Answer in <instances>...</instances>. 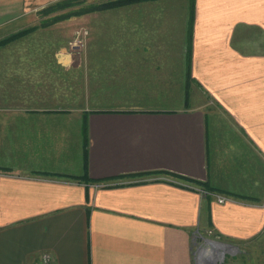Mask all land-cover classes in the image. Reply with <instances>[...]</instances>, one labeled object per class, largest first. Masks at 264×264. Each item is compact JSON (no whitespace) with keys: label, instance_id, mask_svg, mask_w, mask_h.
I'll use <instances>...</instances> for the list:
<instances>
[{"label":"crops","instance_id":"obj_1","mask_svg":"<svg viewBox=\"0 0 264 264\" xmlns=\"http://www.w3.org/2000/svg\"><path fill=\"white\" fill-rule=\"evenodd\" d=\"M48 1L0 0V40ZM170 4L125 14L128 38L156 44L99 34L89 61L46 41L0 45V264L43 251L54 264H196L195 249L213 260L210 238L236 250L264 237V0ZM75 69L98 109L70 107Z\"/></svg>","mask_w":264,"mask_h":264},{"label":"rangeland","instance_id":"obj_2","mask_svg":"<svg viewBox=\"0 0 264 264\" xmlns=\"http://www.w3.org/2000/svg\"><path fill=\"white\" fill-rule=\"evenodd\" d=\"M63 0H52L48 2L36 3V4H28L27 10L30 11L31 20L29 25L23 27L18 30L19 33H13L18 35L14 38L6 40V38L1 39L2 44H20L24 43L25 45H33L40 44L46 42H50V44L55 46H63L67 49V55L70 59L74 60L73 62L77 63L81 60H76L81 58L84 53L86 55V60L89 61L90 55L89 51L91 50L90 46L99 44L98 35L104 34V37H112L113 43L117 46H125V45H142L145 44L144 41L149 40V44H156L157 40L155 38L153 32L150 33L148 38L142 37L140 32L133 33L134 37H127L129 30L132 29L131 24L128 25V20H126L127 9L132 7L131 5H138L141 2H146L150 6L155 2H164L168 0H133L127 4H121L115 7H108L106 9H86L88 7L99 6L102 2L113 1V0H71L72 5L69 7L56 9L53 11H46L50 6L57 2H61ZM184 0H177L178 5L170 4L171 11L179 12L181 9V2ZM192 3V0H189ZM130 6V7H129ZM176 7V8H174ZM85 10V12H83ZM46 11V12H45ZM145 11L149 12V8L145 5ZM79 12V13H78ZM78 13V14H77ZM65 15V17H61V19H56L57 17ZM35 21L33 22V19ZM130 23V22H129ZM111 30V35L109 31ZM179 31V30H177ZM33 33V34H32ZM132 34V33H131ZM130 34V35H131ZM136 34H138L136 36ZM154 35V36H153ZM181 38V34H179ZM102 44H110L111 41L109 39H105ZM0 44V45H2ZM182 44V41L179 40L176 44L178 47ZM177 50V51H176ZM89 54V55H88ZM167 60L172 64L176 62L178 67L181 68L179 62L181 61V54L178 52V49H175L174 53H170V58L167 57ZM73 69V68H71ZM71 78L68 82L69 87V104L70 107H78L87 109H98L93 100H90L88 95L84 96L83 94L78 95V85L74 84V81H77V69L75 71H71ZM87 83H89L88 77ZM178 82L179 79H175ZM172 81V80H171ZM79 82V81H78ZM180 82H185L180 79ZM184 87V85H182ZM185 91L187 93L186 97L189 96L190 104L195 102L194 89L189 86L188 81ZM188 86V87H187ZM88 85H86V88ZM91 88V85H89ZM178 84H169L166 86V89L179 88ZM190 87V89H189ZM172 98L179 97L178 94L171 93ZM182 95V94H181ZM184 95V91H183ZM200 98H198V102ZM175 100V99H173ZM176 101V100H175ZM197 101V99H196ZM100 109V108H99ZM212 239V238H210ZM215 241H219V239L213 238ZM211 247V245H210ZM210 249V248H209ZM196 251L195 249V260L196 264H200L204 261V264H213V262H209L207 258V250ZM212 257H217V253L222 254L218 256L216 262L214 264H264V237L253 241L247 242L242 245L240 248L236 246L235 249H223V248H212ZM211 255V254H210Z\"/></svg>","mask_w":264,"mask_h":264},{"label":"trees","instance_id":"obj_3","mask_svg":"<svg viewBox=\"0 0 264 264\" xmlns=\"http://www.w3.org/2000/svg\"><path fill=\"white\" fill-rule=\"evenodd\" d=\"M131 1H133V0L107 1V2H104V3L102 2L101 4H99V6H93V7L90 6V7L86 8V9H93V10L94 9H106L108 7H115V6H118V5H121V4H127V3L131 2ZM70 5H72L71 0H63L61 2H57V3L53 4V6H50L46 11H53V10H56V9L69 7ZM86 9H84L83 12H85ZM65 15L69 16L68 14H64V16L61 15V16L57 17L56 19H61V17L63 18V17H65ZM17 33H19V32H17ZM191 35H192L191 31L189 30V40L191 39ZM16 36H18V35H15V34H13L12 36L10 35L6 40L14 38ZM6 40H4V41H6ZM3 42L0 41V44H2ZM189 45H191V44H189ZM189 48H190V46H189Z\"/></svg>","mask_w":264,"mask_h":264},{"label":"built area","instance_id":"obj_4","mask_svg":"<svg viewBox=\"0 0 264 264\" xmlns=\"http://www.w3.org/2000/svg\"><path fill=\"white\" fill-rule=\"evenodd\" d=\"M163 179H166L165 177H162ZM168 180V179H166ZM172 181V180H170ZM185 187L187 188H192V189H195V190H199L200 192H202L203 194L205 195H211L213 197H215L217 199L218 202L220 203H223L225 201L228 200V197L225 196V195H221V194H218L216 192H212V191H209V190H205L203 188H199V187H196L192 184H184ZM98 186V185H96ZM39 264H54V259H53V255L52 253L48 252V251H43L41 252L40 256H39Z\"/></svg>","mask_w":264,"mask_h":264},{"label":"water","instance_id":"obj_5","mask_svg":"<svg viewBox=\"0 0 264 264\" xmlns=\"http://www.w3.org/2000/svg\"><path fill=\"white\" fill-rule=\"evenodd\" d=\"M210 241L211 242H218L219 243V241H213V240H211L210 239ZM220 245H222V248L223 249H228V250H231V249H234L235 248V246L234 245H232V244H228V243H225V242H222V243H219ZM216 262V260L215 261H213V264Z\"/></svg>","mask_w":264,"mask_h":264},{"label":"bare ground","instance_id":"obj_6","mask_svg":"<svg viewBox=\"0 0 264 264\" xmlns=\"http://www.w3.org/2000/svg\"><path fill=\"white\" fill-rule=\"evenodd\" d=\"M213 243V244H212ZM211 246H214V247H216L217 249L218 248H222V245H220L218 242H211ZM210 252V251H209ZM211 253V252H210ZM212 254V253H211ZM220 254V253H219ZM218 253L216 254V255H219ZM220 255H222V254H220ZM218 258L217 257H213V260L212 261H209V262H213V261H215V260H217Z\"/></svg>","mask_w":264,"mask_h":264},{"label":"flooded vegetation","instance_id":"obj_7","mask_svg":"<svg viewBox=\"0 0 264 264\" xmlns=\"http://www.w3.org/2000/svg\"><path fill=\"white\" fill-rule=\"evenodd\" d=\"M213 247H214V246H213ZM218 256H221V255L219 254V255H217V257H218Z\"/></svg>","mask_w":264,"mask_h":264}]
</instances>
